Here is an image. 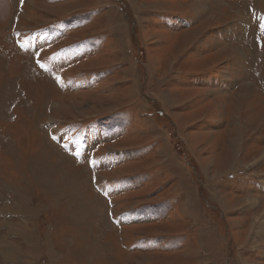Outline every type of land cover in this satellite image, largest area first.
I'll return each mask as SVG.
<instances>
[{"label":"rangeland","instance_id":"obj_1","mask_svg":"<svg viewBox=\"0 0 264 264\" xmlns=\"http://www.w3.org/2000/svg\"><path fill=\"white\" fill-rule=\"evenodd\" d=\"M0 264H264V0H0Z\"/></svg>","mask_w":264,"mask_h":264}]
</instances>
